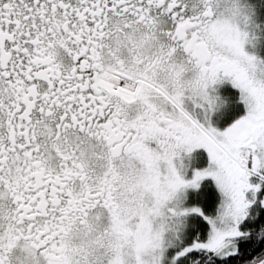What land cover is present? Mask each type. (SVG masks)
Masks as SVG:
<instances>
[{"label": "snow or ice", "instance_id": "1", "mask_svg": "<svg viewBox=\"0 0 264 264\" xmlns=\"http://www.w3.org/2000/svg\"><path fill=\"white\" fill-rule=\"evenodd\" d=\"M0 264H264V0H0Z\"/></svg>", "mask_w": 264, "mask_h": 264}]
</instances>
